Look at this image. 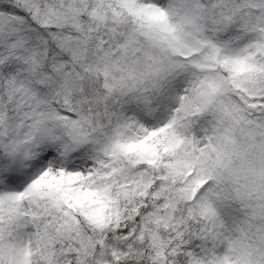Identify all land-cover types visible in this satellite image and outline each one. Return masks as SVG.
Returning <instances> with one entry per match:
<instances>
[{
    "label": "snow or ice",
    "instance_id": "1",
    "mask_svg": "<svg viewBox=\"0 0 264 264\" xmlns=\"http://www.w3.org/2000/svg\"><path fill=\"white\" fill-rule=\"evenodd\" d=\"M0 264H264V0H0Z\"/></svg>",
    "mask_w": 264,
    "mask_h": 264
}]
</instances>
